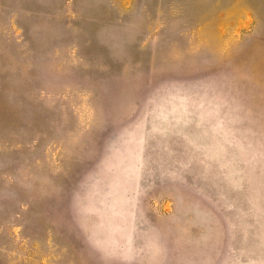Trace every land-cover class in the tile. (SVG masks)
<instances>
[{"label":"rangeland","instance_id":"374dc122","mask_svg":"<svg viewBox=\"0 0 264 264\" xmlns=\"http://www.w3.org/2000/svg\"><path fill=\"white\" fill-rule=\"evenodd\" d=\"M0 264H264V0H0Z\"/></svg>","mask_w":264,"mask_h":264}]
</instances>
